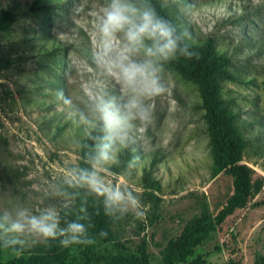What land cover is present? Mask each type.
I'll return each instance as SVG.
<instances>
[{
  "label": "rangeland",
  "instance_id": "1",
  "mask_svg": "<svg viewBox=\"0 0 264 264\" xmlns=\"http://www.w3.org/2000/svg\"><path fill=\"white\" fill-rule=\"evenodd\" d=\"M42 1L47 8H36L34 0H0V10L16 14L0 28V213L69 203L65 185L83 161L80 140L91 127L69 118L56 89L74 99L93 87L120 96L119 85L93 62L94 26L105 0ZM159 2L194 42L208 38L227 58L233 78L218 80L219 93L247 141L240 162L250 173L244 205L174 264H252L264 257V0ZM164 79L168 91L151 101L152 122L136 129L138 167L131 170L128 150L120 173L110 170L112 163L97 168L109 186L139 194L143 215L112 219V240L96 241L92 264L125 263L138 255L142 240L149 261L159 262L167 240L192 216L216 214L232 194L231 175H212L195 85L167 66ZM56 244L68 264H81V245ZM19 254L1 249L0 264Z\"/></svg>",
  "mask_w": 264,
  "mask_h": 264
},
{
  "label": "clouds",
  "instance_id": "2",
  "mask_svg": "<svg viewBox=\"0 0 264 264\" xmlns=\"http://www.w3.org/2000/svg\"><path fill=\"white\" fill-rule=\"evenodd\" d=\"M94 35L93 62L101 75L119 85L120 96L93 87L87 95L74 99L63 88L55 90V98L69 118L100 132L94 138L90 166L72 170V186L98 197L104 215L113 220L127 214L139 218L143 215L139 194L109 186L97 168L118 164L120 153L128 150L133 153L128 161L131 170L138 167L136 129L152 122L151 101L168 91L165 66L180 57H198V53L192 50L190 32L161 16L150 0H105ZM91 220L84 201L76 209L53 204L39 211L24 206L3 211L0 246L19 250L28 243L47 247L58 242L63 248L91 245L95 243ZM98 235L103 238L107 232L101 230Z\"/></svg>",
  "mask_w": 264,
  "mask_h": 264
},
{
  "label": "trees",
  "instance_id": "3",
  "mask_svg": "<svg viewBox=\"0 0 264 264\" xmlns=\"http://www.w3.org/2000/svg\"><path fill=\"white\" fill-rule=\"evenodd\" d=\"M34 2L36 8L48 7L47 3L45 4L42 0H34ZM150 3L161 16L177 24L171 12L159 0H150ZM15 16L14 13L0 10V28L7 27ZM190 43L192 42L190 41ZM55 50L53 48L46 52V55L53 53ZM192 50L198 53V57L190 60L180 57L166 66L195 85L199 96L198 107L202 110L206 134L209 139L212 175L220 171H225L231 175L232 194L216 214L210 215L202 211L198 215L192 216L183 225L176 237L167 240L159 262L151 263L149 261L146 243L142 240L137 248L138 255L128 258L125 263L118 264H174L184 262L190 256L193 248L205 240L216 226L221 224L236 208L244 205L249 195V169L240 162L247 141L236 125L234 114L227 108L219 93L218 80L233 78L226 69L227 58L214 49L208 38L200 42H194ZM3 66L0 60V78L3 76ZM98 135H100L98 129L90 128L80 140L79 154L83 161L79 162L78 168H88L90 166V154L93 151L94 138ZM129 157V151L121 152L119 163H112L109 167L110 170L114 173H120ZM65 190L70 197L69 203L65 206H72L76 209L82 201L86 202L88 211L92 214L91 222L94 227L90 229V234L95 238V243L96 241L110 242L112 240L110 230L112 219L104 215L102 201L86 189L72 186V182L70 185H65ZM96 210H99V214H96ZM101 230L107 232L106 237H99L98 234ZM95 243L81 245V264H92ZM1 249L4 248L0 246ZM12 251L20 254L7 259L1 264H68L66 254L57 250L56 242H52L47 247L43 244H32L29 247L23 246L19 250ZM187 264H201V260L194 259ZM252 264H264V257L255 259Z\"/></svg>",
  "mask_w": 264,
  "mask_h": 264
}]
</instances>
